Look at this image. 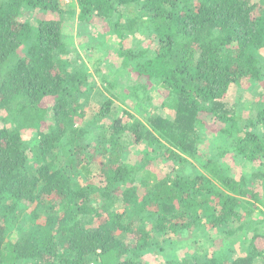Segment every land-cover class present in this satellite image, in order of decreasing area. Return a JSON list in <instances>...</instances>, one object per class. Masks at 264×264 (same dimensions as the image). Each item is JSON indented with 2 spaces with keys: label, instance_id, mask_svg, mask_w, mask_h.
Wrapping results in <instances>:
<instances>
[{
  "label": "trees",
  "instance_id": "16d2710c",
  "mask_svg": "<svg viewBox=\"0 0 264 264\" xmlns=\"http://www.w3.org/2000/svg\"><path fill=\"white\" fill-rule=\"evenodd\" d=\"M76 2L77 14L59 0H0V264H149L144 256L164 234L212 230L230 239L251 227L249 254L231 262L228 248L202 264L257 257L264 264L254 246L264 220L252 219L255 205H264L253 188L264 191V96L245 116L224 102L233 86H264V9L252 0ZM35 11L59 19L33 26L27 15ZM75 18L115 36L123 70L165 90L173 120L152 113L125 121L105 103L83 125L93 84L69 59L64 23ZM142 31L157 40L155 49L127 47ZM207 129L223 137L204 154ZM139 145L142 158L133 162L127 156ZM230 155L259 169L238 179L223 164ZM162 163L171 170L155 168ZM199 256L165 264H201Z\"/></svg>",
  "mask_w": 264,
  "mask_h": 264
},
{
  "label": "rangeland",
  "instance_id": "374dc122",
  "mask_svg": "<svg viewBox=\"0 0 264 264\" xmlns=\"http://www.w3.org/2000/svg\"><path fill=\"white\" fill-rule=\"evenodd\" d=\"M252 1L258 5L259 11H263L264 0ZM59 3L64 10H73L76 14L78 13L76 0H59ZM125 11L126 9L123 12ZM27 17H31L30 20L33 26L38 25V20L59 19V16L56 14L42 13L39 11L29 13ZM108 32L109 30L102 24L80 26L77 18L66 20L64 23V35L70 45L69 49L71 51L69 59L78 67L87 68V71L90 73L89 83L93 84V92L84 107L86 118L83 125H89L91 122L97 120V116L100 115V109H107L104 106L105 103L110 107L111 112L113 111L111 115L123 118L125 121L132 115L140 118L142 121H146L152 113L163 115L173 120L175 116L168 103L167 92L157 86L153 81L137 76L131 69L123 70V60L117 52L119 50L118 41L114 35L108 34ZM91 38H98L97 42H93L94 45L92 46L89 45ZM101 41H104L106 45H100ZM157 44V40L153 35L142 31L137 34L136 38L129 40V45L127 42V47L137 45L140 50L148 51L155 49ZM261 54L264 57V50L261 51ZM112 83L115 84L112 85ZM263 96L264 86L262 83L257 82L247 89H240L235 86L231 87L224 102L228 103L235 112L243 113L242 115L245 116L250 107H252L251 105H256ZM49 119V117L46 118L43 126L49 124ZM107 119H100V121L109 122L110 119ZM206 121L210 125L208 128L214 126V121L211 117H208ZM0 127H2L1 123ZM94 130L95 128L91 129V131ZM201 136L204 138V154L210 152L213 146L220 145L221 141H218V139L223 137L220 133H213L209 129L203 131ZM33 137V135L29 134L26 138L31 143L34 141ZM163 145L169 147L167 141H163ZM144 149V145L132 147L131 153L127 158L133 162L141 160ZM68 153L71 154L70 156L75 154L74 147H68ZM93 161L95 165L92 167V176H97L99 174L100 158H96ZM199 162L197 160L194 161L195 168L197 169L201 168ZM223 164L227 172L238 179L241 176L243 177V175L249 178L260 166L259 164L255 166V164L244 163L243 160L236 162L231 155L223 161ZM171 165L162 163V167L157 166V164L154 166L157 170H162L163 174H165L171 170ZM253 188H256L255 191L261 193L262 198H264V191H261L260 186H254ZM252 219L254 221L264 220V205H255ZM231 227L235 229L236 225H232ZM262 227L264 228V224ZM215 232L209 230L204 233H196V237L193 238L185 237L183 239L180 236L174 240H171L173 238H169L168 235L164 234L157 242L158 250L151 249V251L145 254L144 260L149 264H165L167 257L181 260L188 253H197L200 255L199 260L202 264L213 257L219 256L217 252L230 248L232 256L229 261L232 262L235 258L243 257L251 252L250 243L253 236L256 235L254 228L246 229L230 239H227L223 233L218 234ZM259 232L262 233L260 230ZM217 237H219V241ZM165 240H170L176 244L165 245L163 244ZM194 240H198L196 245L191 243ZM214 240L216 241L213 242ZM254 246L259 253H264V237L257 238ZM260 262H262L261 257H257L254 264H261Z\"/></svg>",
  "mask_w": 264,
  "mask_h": 264
}]
</instances>
